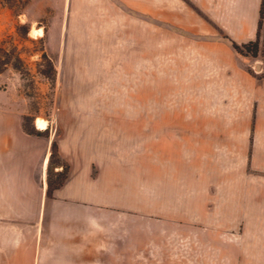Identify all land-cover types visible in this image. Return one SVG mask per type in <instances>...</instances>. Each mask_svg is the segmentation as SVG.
<instances>
[{
  "label": "crops",
  "instance_id": "obj_1",
  "mask_svg": "<svg viewBox=\"0 0 264 264\" xmlns=\"http://www.w3.org/2000/svg\"><path fill=\"white\" fill-rule=\"evenodd\" d=\"M119 1L158 21L160 49L174 35L218 57L230 78L212 84L228 89L214 99L226 106L214 118L192 112L166 140L178 149L190 136L191 158L172 173L104 153L87 115L65 108L44 138L24 130L22 113L0 111V264H264V59H250L253 74L219 40H255L263 0ZM55 139L70 170L49 197Z\"/></svg>",
  "mask_w": 264,
  "mask_h": 264
},
{
  "label": "rangeland",
  "instance_id": "obj_2",
  "mask_svg": "<svg viewBox=\"0 0 264 264\" xmlns=\"http://www.w3.org/2000/svg\"><path fill=\"white\" fill-rule=\"evenodd\" d=\"M129 11L119 0H0V111L43 116L50 138L65 108L66 117L87 115L104 153L131 160L139 173L145 159L172 173L175 160L191 158L190 136L178 149L166 140L190 127L192 112L214 118L226 106L214 97L228 89L212 84L230 77L218 57L196 54L189 40L171 34L160 49L158 21ZM260 40L264 50V31ZM250 62L238 55L257 74ZM134 187L141 192V175Z\"/></svg>",
  "mask_w": 264,
  "mask_h": 264
},
{
  "label": "trees",
  "instance_id": "obj_3",
  "mask_svg": "<svg viewBox=\"0 0 264 264\" xmlns=\"http://www.w3.org/2000/svg\"><path fill=\"white\" fill-rule=\"evenodd\" d=\"M129 12L133 14H137L133 11H129ZM262 31H264V0L262 1L259 28H258V36L255 40H252L249 42H238L224 33H222V35L219 37V40L229 45L237 55H243L249 59H258V58H261V53L263 50V46L260 40ZM248 70L251 73L255 74L252 70L250 69ZM49 76H51L52 80L55 79L52 71H50ZM256 76L258 78H261L263 74L256 75ZM34 120H35L34 116L25 115L23 117L24 130L30 135L49 138L50 136L49 128L45 130L36 128L34 124ZM69 170H70V165L61 156L59 152L58 142L55 139L51 146V155H50V160H49V165H48V170H47V181H48L47 195L49 197H52L54 190L59 188L65 182L66 178L68 177Z\"/></svg>",
  "mask_w": 264,
  "mask_h": 264
},
{
  "label": "bare ground",
  "instance_id": "obj_4",
  "mask_svg": "<svg viewBox=\"0 0 264 264\" xmlns=\"http://www.w3.org/2000/svg\"><path fill=\"white\" fill-rule=\"evenodd\" d=\"M42 32L43 31L40 28H33L32 29V34L34 36H39V35L42 34ZM35 123H36L37 127L39 129H41V130L47 129L49 127V125H50V122L46 118H44L43 116L36 117L35 118Z\"/></svg>",
  "mask_w": 264,
  "mask_h": 264
},
{
  "label": "water",
  "instance_id": "obj_5",
  "mask_svg": "<svg viewBox=\"0 0 264 264\" xmlns=\"http://www.w3.org/2000/svg\"><path fill=\"white\" fill-rule=\"evenodd\" d=\"M34 124H35V126L37 127V125H36V123H35V120H34ZM38 128V127H37ZM39 129V128H38Z\"/></svg>",
  "mask_w": 264,
  "mask_h": 264
}]
</instances>
